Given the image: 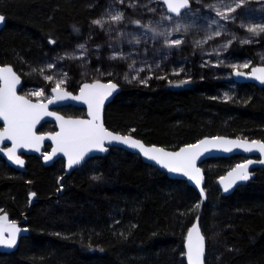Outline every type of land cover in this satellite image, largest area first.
<instances>
[{
  "label": "trees",
  "instance_id": "16d2710c",
  "mask_svg": "<svg viewBox=\"0 0 264 264\" xmlns=\"http://www.w3.org/2000/svg\"><path fill=\"white\" fill-rule=\"evenodd\" d=\"M108 1L0 0L6 17L0 65L13 66L23 89L41 57L87 39ZM240 52L250 53L246 47ZM104 80L122 85L106 108V126L147 145L175 150L221 135L264 141V88L254 84H237L235 95L223 99L206 77L148 86ZM59 112L84 114L73 106ZM39 131H54V126L45 124ZM242 160L216 158L202 165L203 202L186 181L169 178L118 148L85 162L61 184L63 160L46 167L29 157L26 172L20 173L0 157V213L12 220L27 213L29 228L15 252H0V264H188L185 244L196 222L206 239L204 264H264V169H256L227 196L216 183ZM30 193L38 201L29 209Z\"/></svg>",
  "mask_w": 264,
  "mask_h": 264
},
{
  "label": "rangeland",
  "instance_id": "374dc122",
  "mask_svg": "<svg viewBox=\"0 0 264 264\" xmlns=\"http://www.w3.org/2000/svg\"><path fill=\"white\" fill-rule=\"evenodd\" d=\"M190 2V9L174 17L162 0H109L96 18L102 26L91 24L86 40L41 57L20 93L43 102L51 97L59 80L64 81L60 88L73 92L85 82L105 78H119L126 86H148L158 80L188 83L206 77L215 83L217 96L233 97L237 91L233 72L264 64V31H249L264 27V0ZM217 9L229 19H222ZM117 12L123 18L113 21ZM126 16L134 27L128 26ZM177 39L182 43L173 44ZM245 47L250 53L240 52ZM245 64L249 67H242ZM41 90L42 96L31 95Z\"/></svg>",
  "mask_w": 264,
  "mask_h": 264
},
{
  "label": "snow or ice",
  "instance_id": "6c2138e0",
  "mask_svg": "<svg viewBox=\"0 0 264 264\" xmlns=\"http://www.w3.org/2000/svg\"><path fill=\"white\" fill-rule=\"evenodd\" d=\"M122 2V0H121ZM167 4L168 11L177 15L180 14L181 9L189 8L190 0H164ZM243 0H241V4ZM240 5H237L239 7ZM229 11H235V8H229ZM217 14L222 19H229L224 12L217 9ZM123 18V14L117 12L112 15L113 21H120ZM4 17L0 16V21H3ZM94 24L102 26L100 20L93 21ZM137 23H139L137 21ZM179 29L177 28V31ZM153 31H155L153 29ZM249 31L259 34V31H264V27L257 30V28H249ZM216 36L220 35V32L215 33ZM212 37L209 36L208 39ZM247 43L248 41H244ZM175 45L182 43L177 39L172 42ZM81 49L84 45L79 46ZM115 58V57H113ZM242 67H249L247 64ZM259 73L255 78L264 83V68H257L253 70V74ZM43 74V70H41ZM237 75H243L237 71ZM66 75V74H65ZM127 79V76L125 77ZM46 80H51V76H45ZM0 81L3 82L0 86V120L4 122L3 130L0 131V142L4 140H10L12 147L8 148L7 155L14 163L23 166V160L16 154L17 148H32L39 151L40 142L46 137L37 135L35 132L36 125L44 116H54L53 112L48 111V104L52 103L50 99L47 104L45 103H33L24 96L16 94V86L19 84V77L13 72L11 67H0ZM63 80H59L56 87L52 89L57 95L53 99H64L69 94L60 90V85ZM187 81H182L186 83ZM146 83V81H145ZM116 89V85L100 84L99 82L94 84H85L80 89V95L72 97L73 99L82 100L88 105V115L91 117L89 120H72L64 119L62 116H56V120L60 122V131L54 136L47 137L52 139L56 144V148L53 149L52 154L45 155L44 159L50 160L52 155L56 152H62L64 156L68 158V166L71 168L73 165L81 163L84 157L93 150L105 152L108 149L104 146L105 141L111 143L113 141L127 145L130 148L138 149L149 160H154L162 167L167 168L169 172L180 173L187 176L188 179L195 182L199 187L202 182L201 170L196 167V159L201 154V145L211 144L213 147H222L224 151H231L232 147H242L245 151H251L253 145L256 146L261 155H264V143L258 141H252L251 144L247 141L236 140H224L217 137L212 141H201L199 144L189 145L182 148L178 152H166L163 148L157 147H145L140 141L131 138L130 136H121L113 134L104 128L101 120V109L105 99L112 94V91ZM34 96H42L43 91H35L31 93ZM253 161L249 160L247 163L239 164L235 169L228 174V182L222 178L221 183L224 185V191L227 192L237 181H246L250 178L248 171L249 165ZM260 163H264L261 160ZM203 195V190L201 191ZM32 195H35L34 193ZM199 207V205H197ZM2 211V210H0ZM7 221V214L0 216V245H5L9 248L13 247L17 242V233L20 231L15 224H11L9 229L3 227V223ZM8 230V238L3 237V233ZM195 233V239L193 234ZM188 264H203L202 257L204 253V237L200 234L199 228L194 226L188 233Z\"/></svg>",
  "mask_w": 264,
  "mask_h": 264
},
{
  "label": "water",
  "instance_id": "95a60500",
  "mask_svg": "<svg viewBox=\"0 0 264 264\" xmlns=\"http://www.w3.org/2000/svg\"><path fill=\"white\" fill-rule=\"evenodd\" d=\"M162 2L166 6L167 11H168L167 4L164 2V0H162ZM190 8H191V2H190L189 8L181 9L179 15H181L184 11H186V10H188ZM168 13L170 15H172V16H175V17L179 16V15L173 13V12H170V11H168ZM0 16L4 17L3 21H0V31H1L2 29H4V27L6 25V17L3 14H1V13H0ZM0 67H11L12 68L13 72L16 73V75L19 77V81H20L19 84H17V86H16V94L19 95V96H24V95H22L20 93V90L22 89V87L24 85L23 78L15 71L13 66L10 65V64L0 65ZM257 68H264V64L253 66L252 68H250L249 71L235 70L233 75H234V78H235L236 82L238 84H248V83L249 84H254V85L258 86L259 88H264V83H262L260 80L255 78L256 75H259V73H255V75L253 74V70L257 69ZM237 71H239L240 73H243V75H237L236 74ZM97 82H99L100 84L112 83V84L116 85V89L113 90L112 94L105 99L104 104H103L102 109H101V120H102L104 128L107 129L108 131L112 132L113 134H116V135L130 136L131 138H134V139L140 141L145 147H157V148H163L166 152H178L182 148H185V147H187L189 145L199 144L201 141H205V140L212 141V140H215L217 137L223 138L224 140H236V141L247 140L250 144H251L252 141H258V142L264 143V141H262V140H248V139H242V138H237V137H229V136H222L221 135V136L205 137V138H203V139H201V140H199V141H197L195 143L184 145V146H182V147H180L178 149H175V150L166 149V148H164L162 146H158V145H147L143 141L135 138L131 134H122V133H119V132H115V131L109 129L106 126V124H105L106 108H107V106L110 103L113 102L115 97L122 91V85L118 84L115 81L95 80V81H92V82H85V83L81 84L79 90L76 93H73V92L68 91L66 89H63V88H60L59 91H64V92H67L69 94L64 99H59V100L53 99L54 96L57 95V93H54L52 90H51V97L47 101H43V102L33 101V100L29 99L28 97L24 96L26 99H29L33 103H45V104H47L50 99L53 100L52 103L48 104V111L49 112H53L55 115L54 116H44L40 120V122L36 125V127H35L36 134L37 135H42V136H44L46 138L43 141L40 142L39 151H36V150H34L32 148H17L16 154L20 157L21 160H23V162H24L23 166L14 163L12 160H10L8 158L7 150H8V148L12 147V142L10 140H4V141L0 142V157H2L5 160V162L10 167H12L14 170H16V171H18L20 173H25L26 172V168H27V164H28V160H27L28 157H37V158L41 159V162L46 167L52 166L58 160H63L64 164H65V173L63 174L62 178H60L59 181H58V183L61 184L66 177H68L75 169L81 168L85 164V162H87V161H89V160H91L93 158L106 156L111 151V149L118 148V149H122V150H125L127 152H130L132 154H135V155L139 156L142 159V161H144L146 164H149V165H152V166L156 167L161 172L167 174V176L169 178L186 181L189 186L193 187L198 192V194L202 198L203 202L206 201V198H207L206 197V192H205V189H204L205 170L202 167L204 162H206L208 160H211V159L230 158V157H233V156H241V157L245 158L244 162L236 164L232 169H230L228 172H226L224 175L220 176L217 179V182H216L217 185L219 186V188L222 191L223 195H226V196L232 194L237 187L245 185L250 179H252L254 177V174H255L254 172H255L256 169H258V168L264 169V163H260L261 160H264V155H261V153L258 151V149L256 148L255 145H253L251 151H245L244 148H242V147H234V146L232 147L231 151H224L222 147H213L211 144H209V145H203L202 144L201 145V149H206V150L201 151V154L196 159V167H198L201 170V175L203 177L201 185L199 187L195 184L194 181L188 179L187 176H184V175H182L180 173L169 172L167 168L162 167L160 164L156 163L154 160H149L138 149L130 148L127 145L119 143V142H116V141H113L111 143L105 141V145L104 146L108 149L107 151L100 152V151L93 150L92 152L88 153L84 157V159L81 161V163L73 165L71 168H69V166H68V158L66 156H64V154L62 152H56L55 155H52V158L50 160L46 161L44 159V156L52 154L53 149L56 148V144L53 142V140L49 139L47 137L54 136L57 132L60 131V122L57 121L55 117L56 116H62L66 120L67 119H72V120H89V119H91V117L88 115V105L85 104L82 100L73 99L72 97L79 96L80 95V89L85 84H94V83H97ZM2 84H3V82L0 81V86H2ZM66 106H75V107H78V108H82V109L85 110L86 116L85 117H68V116L63 115L62 113H60L57 110V109H60V108H64ZM46 123L53 124L55 126V131L46 132V133L38 132L39 128L42 125L46 124ZM0 124L2 126L0 128V131H2L3 127H4V122L2 120H0ZM46 145L50 146V149L48 151L46 150ZM249 160L253 161V163L249 165V169H248V171L250 173V178L248 180H246V181H237L229 189V191L225 192L224 191V185L221 183L222 178L225 180V183H227L228 182V174L230 172H232V170L235 169L237 165L247 163ZM202 190H203V195L201 194ZM62 191H63V189H61L60 192H58V195H61ZM32 194L33 193H30V195H29V209L31 208V206L34 203H36L38 201L37 195L35 193H34L35 195H32ZM4 214H7V221H5L3 223V225H2L3 227H5L6 229H9V226L11 224H15L16 227L20 229V231L17 233V242H16V244L13 247L9 248V247H7L5 245H0V252L1 253L11 254V253L15 252L18 249L22 238L27 237L29 235V228L26 226L27 223H28V220H27V217H26L27 213L22 214L21 220H12L10 218L9 214L5 213V212L1 213L0 216H3ZM194 226L199 228L200 234L204 237V253H203V257H202V262L204 264L205 255H206V239H205V236H204V234L202 233V231L200 229L199 223L196 222L192 226V228ZM8 235H9V231L6 230L3 233V237L5 239H7ZM193 239H195V233L193 234ZM187 244H188V236H187V240H186V244H185L186 258H187V252H188ZM187 262H188V258H187Z\"/></svg>",
  "mask_w": 264,
  "mask_h": 264
},
{
  "label": "flooded vegetation",
  "instance_id": "af4514ba",
  "mask_svg": "<svg viewBox=\"0 0 264 264\" xmlns=\"http://www.w3.org/2000/svg\"><path fill=\"white\" fill-rule=\"evenodd\" d=\"M73 92H77V91H73ZM82 110H83V113H84L83 116H85V115H86V112H85L84 109H82ZM83 116H82V117H83ZM28 158H29V157H28Z\"/></svg>",
  "mask_w": 264,
  "mask_h": 264
},
{
  "label": "bare ground",
  "instance_id": "6f19581e",
  "mask_svg": "<svg viewBox=\"0 0 264 264\" xmlns=\"http://www.w3.org/2000/svg\"><path fill=\"white\" fill-rule=\"evenodd\" d=\"M249 140V139H248ZM27 160H28V158H27Z\"/></svg>",
  "mask_w": 264,
  "mask_h": 264
}]
</instances>
